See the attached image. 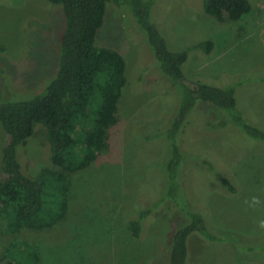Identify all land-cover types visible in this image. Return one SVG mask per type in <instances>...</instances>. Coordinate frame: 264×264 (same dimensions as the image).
<instances>
[{"label":"rangeland","instance_id":"obj_1","mask_svg":"<svg viewBox=\"0 0 264 264\" xmlns=\"http://www.w3.org/2000/svg\"><path fill=\"white\" fill-rule=\"evenodd\" d=\"M145 1L152 2V19L169 48L190 50L185 75L234 88L236 111L198 102L181 139L190 151L181 167V190L171 194L164 132L178 91L162 73L130 4L108 3L96 45L120 52L128 72L109 149L93 168L71 177L65 218L43 231L0 234V258L19 239L36 246L40 264H170L172 229L182 221L168 205L174 197L203 215L211 235L191 240L192 264H264V140L236 121L241 117L264 132V0H250V14L225 23L204 11L203 0ZM64 29L62 6L0 0V101L38 95L56 78ZM206 41L214 43L211 53L194 49ZM42 128L37 125L20 149L33 176L50 165ZM233 185L235 194L228 190ZM163 198L147 220L146 238H133L127 224L134 205Z\"/></svg>","mask_w":264,"mask_h":264},{"label":"trees","instance_id":"obj_2","mask_svg":"<svg viewBox=\"0 0 264 264\" xmlns=\"http://www.w3.org/2000/svg\"><path fill=\"white\" fill-rule=\"evenodd\" d=\"M48 1L62 6L65 17L57 76L38 95L0 101V234L3 235H15L22 230L43 231L62 221L69 210L71 177L93 168L99 156L109 149L110 131L118 123L128 72L120 52L96 45L108 3L130 4L162 73L178 91L176 112L164 132L169 155L166 175L171 194L181 190V167L190 154L184 150L181 139L198 102L231 112L237 107L234 88L214 87L185 75L183 65L190 50L174 52L169 48L152 19V2ZM203 9L218 22L225 23L241 20L252 12V5L250 0H203ZM213 48L212 41L194 47L207 54ZM236 121L250 136L264 140V132L245 125L241 117L237 116ZM37 125L43 127L50 165L33 176L24 169L20 149L34 136ZM228 190L232 194L237 192L234 185ZM168 196L167 191L166 198ZM165 200L155 199L150 203L146 200L147 205H134L127 224L133 238H146L147 220ZM168 200L169 207L182 217L180 225L172 229L170 264H192L191 240L197 238L204 242L211 235L203 215L182 207L180 202H173L174 197ZM40 256L35 245L15 239L4 249L0 264H40Z\"/></svg>","mask_w":264,"mask_h":264}]
</instances>
